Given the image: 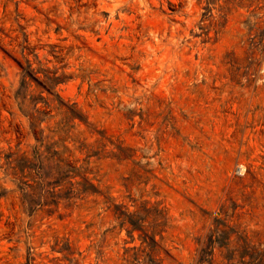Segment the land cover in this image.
Wrapping results in <instances>:
<instances>
[{"label":"rangeland","instance_id":"rangeland-1","mask_svg":"<svg viewBox=\"0 0 264 264\" xmlns=\"http://www.w3.org/2000/svg\"><path fill=\"white\" fill-rule=\"evenodd\" d=\"M133 257L264 264V0H0V264Z\"/></svg>","mask_w":264,"mask_h":264},{"label":"trees","instance_id":"trees-1","mask_svg":"<svg viewBox=\"0 0 264 264\" xmlns=\"http://www.w3.org/2000/svg\"><path fill=\"white\" fill-rule=\"evenodd\" d=\"M30 75V72L28 71V69H23L22 70V78L20 80V87H24L26 86L25 82H24V77L25 76H29ZM18 98V99H17ZM15 99L16 100H20V103L19 104V110L21 112V114L24 115V117H26L28 119V124H29V128H30V131L31 133L33 134L36 142H37V139L35 137V130H36V127H37V119L36 117L34 116L33 113H29V108L30 107H27V106H30L31 103H27V100L24 98V96L22 97H19V96H15ZM27 103V104H26ZM24 107V110L22 109ZM26 108H28L26 110ZM34 108V105L32 106L31 105V109ZM26 110V111H25ZM74 118H80L72 109H69V115L67 116V121H70ZM81 120V119H80ZM35 156L36 155V152L34 153ZM11 156H13V154H10L9 156L5 157V164L8 168H11V170L15 171V168H17V171L22 175L23 172H24V169L26 168L28 170V167H26V164H28V161H24L26 162L25 163V166L24 167H20L19 165H17L18 163L16 162L15 158H11ZM10 159V160H9ZM14 165L12 167H9V165ZM19 166V167H18ZM57 165H55L54 167V171L56 170L57 171ZM36 170H38V168H36ZM36 173L34 174V179H32L33 181V187H27L28 188V191H29V198H35V197H38V198H42L44 200L43 202V206H55L57 205L56 202H54L53 198H54V195L52 193V191L50 192V187L47 186V183H43L42 180H41V177L39 176V174L37 173L38 171H35ZM13 174H16V173H13ZM20 178V177H19ZM68 179L70 177H67ZM54 184V183H53ZM55 186H59V184L55 183L54 184ZM67 185H68V189H67V197L68 199L70 198H73L74 195H76V193H85L87 190H90V189H87V187H85L84 185H87L89 188L92 189V186L88 185L87 182L84 180L82 183H69L67 182ZM80 186V189H77V187ZM76 191V193H74V190ZM56 197V196H55ZM49 198V200H47ZM39 205V204H37ZM119 216H122V219H121V223L123 224L124 222H127V224H129V226L131 227V230H136V231H139L143 234V229H142V226L140 225V222H134V221H131V217H128V216H125L123 215L122 213H119ZM126 220V221H125ZM146 238L148 241H146ZM142 242H144L150 249H153L155 247V242L153 240V236H146L145 234L143 235V237L141 238ZM210 244H211V241L208 239L207 240V244H205V247L209 248L210 247ZM201 259L197 260V263H200ZM138 261H137V257H133L132 261L130 264H137ZM144 264V263H143ZM145 264H158V263H155L151 258H148L147 259V262H145Z\"/></svg>","mask_w":264,"mask_h":264}]
</instances>
